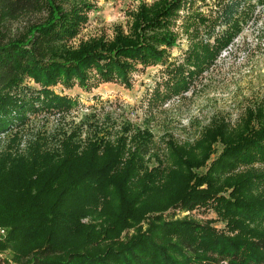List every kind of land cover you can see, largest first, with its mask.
Wrapping results in <instances>:
<instances>
[{
    "label": "trees",
    "instance_id": "trees-1",
    "mask_svg": "<svg viewBox=\"0 0 264 264\" xmlns=\"http://www.w3.org/2000/svg\"><path fill=\"white\" fill-rule=\"evenodd\" d=\"M203 1L140 3L126 31L118 28L110 40L89 38L71 47L92 7L89 0H0V133L35 100L71 106L72 99L48 88L57 82L87 88L93 78L129 86L132 71L164 64L176 77L172 91L186 88L242 32L255 8L253 0H211L204 14L196 6ZM24 17L20 28L12 27ZM177 19L189 45L173 64L167 59L178 45ZM199 136L193 146L168 142L166 160L150 168L145 156L151 134L139 130L130 138L90 142L82 151L65 143L59 158L36 152L26 160L0 152V226L7 229L0 249L10 255L0 264H259L264 191L256 188L264 172L232 170L264 163V108L247 109L233 129L212 120ZM214 144L220 151L206 167L217 152ZM208 202L238 234L153 215L145 230L116 239L147 212Z\"/></svg>",
    "mask_w": 264,
    "mask_h": 264
},
{
    "label": "rangeland",
    "instance_id": "rangeland-1",
    "mask_svg": "<svg viewBox=\"0 0 264 264\" xmlns=\"http://www.w3.org/2000/svg\"><path fill=\"white\" fill-rule=\"evenodd\" d=\"M89 1L92 7L87 20L68 42L71 47L89 38L112 39L118 28L127 30L130 14L140 3L149 5L156 0ZM203 2L205 4L196 3V6L199 4L200 11L209 14L211 9L207 6L213 2ZM252 2L255 3L254 12L243 23L242 32L221 49L214 62L197 74L186 88L176 93L172 91L171 79L176 77L165 71L164 64L132 71L129 86L114 81L98 82L93 78L87 88L76 82L70 87L57 82L48 88L66 95L73 104L69 107L47 106L35 100L31 108L23 111L21 120H15L8 130L0 133V152L26 160L36 152L59 158L64 154L65 143L72 142L82 151L90 142L115 141L139 130L151 134L150 154L145 156V164L150 168L166 160L168 142L193 146L201 130L210 126L212 120H222L230 129L235 128L247 109L264 108V0ZM179 13L183 15L184 11ZM25 20L24 17L14 21L12 27L20 28ZM173 30L178 35V45L170 50L167 61L177 64L183 59L189 37L181 27L180 19ZM25 81L33 89L40 88L32 78ZM214 147L217 152L211 153L206 167L220 151V145L214 144ZM206 167L199 170L205 171ZM247 169L264 172V163L240 165L232 173ZM256 190L264 191V182ZM212 205L208 202L192 207H171L162 213L147 212L140 222L122 230L116 239L125 241L136 231L145 230L153 215H161L166 220H191L225 235L238 234V229H229ZM82 221L86 222L87 218ZM248 225L255 226L254 223ZM261 227H264V220ZM3 251L10 259L8 250ZM259 264H264V260Z\"/></svg>",
    "mask_w": 264,
    "mask_h": 264
},
{
    "label": "built area",
    "instance_id": "built-area-1",
    "mask_svg": "<svg viewBox=\"0 0 264 264\" xmlns=\"http://www.w3.org/2000/svg\"><path fill=\"white\" fill-rule=\"evenodd\" d=\"M6 234H7V229L3 226H0V243L5 239L6 237ZM3 250L0 249V262L2 259L6 258V254L4 253L3 254Z\"/></svg>",
    "mask_w": 264,
    "mask_h": 264
}]
</instances>
